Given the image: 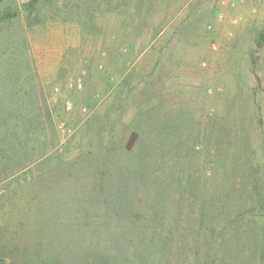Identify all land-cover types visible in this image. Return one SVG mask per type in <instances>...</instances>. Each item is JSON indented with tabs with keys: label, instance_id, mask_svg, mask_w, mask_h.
<instances>
[{
	"label": "rangeland",
	"instance_id": "1",
	"mask_svg": "<svg viewBox=\"0 0 264 264\" xmlns=\"http://www.w3.org/2000/svg\"><path fill=\"white\" fill-rule=\"evenodd\" d=\"M28 2L13 0L21 14L0 26V106L45 105L50 118L38 126L44 157L0 181V250L138 261V237L154 232L144 223L164 201L154 190L180 192L186 206L198 202L185 175L204 192L232 175L207 182L211 123L255 84L264 0H146L141 27L128 9L94 32L52 17L27 29Z\"/></svg>",
	"mask_w": 264,
	"mask_h": 264
},
{
	"label": "trees",
	"instance_id": "2",
	"mask_svg": "<svg viewBox=\"0 0 264 264\" xmlns=\"http://www.w3.org/2000/svg\"><path fill=\"white\" fill-rule=\"evenodd\" d=\"M11 3L13 0H0L1 27L21 14ZM145 3L146 0H29L24 5L25 26L31 29L52 17L94 32L109 18L125 17V11L130 9L133 13L125 17L128 23L141 27ZM252 41L255 55L250 62L255 84L245 98L237 95L231 99L225 116L211 123L214 137L210 139L206 161L212 171L207 182L213 185L217 177L224 178L222 168L232 173L226 174L229 180H220L221 188L204 192L195 173L185 175L183 187L190 189L198 202L192 204L188 198L191 202L186 206L180 192L176 194L179 200H173L167 190H154L158 197L163 195V206L153 207L144 223L154 232L138 237L143 255L138 261L112 252L64 260L50 251L10 249L0 250V264H264V77L258 75L264 66V27ZM49 116L45 105H37L25 115L0 106V181L23 160L33 163L44 157L40 143L43 134L38 126ZM18 117L23 124H17ZM249 124H253V133ZM30 134L33 136L27 138ZM182 150L194 152L196 148L185 145ZM122 195L123 191H119L116 197ZM186 213L191 218L181 219Z\"/></svg>",
	"mask_w": 264,
	"mask_h": 264
}]
</instances>
